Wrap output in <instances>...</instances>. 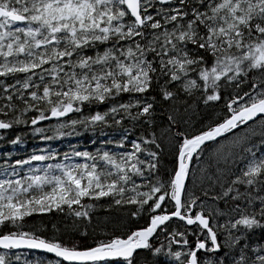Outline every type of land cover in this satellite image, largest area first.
Listing matches in <instances>:
<instances>
[{"label":"snow or ice","instance_id":"1","mask_svg":"<svg viewBox=\"0 0 264 264\" xmlns=\"http://www.w3.org/2000/svg\"><path fill=\"white\" fill-rule=\"evenodd\" d=\"M0 264H264V0H0Z\"/></svg>","mask_w":264,"mask_h":264},{"label":"trees","instance_id":"2","mask_svg":"<svg viewBox=\"0 0 264 264\" xmlns=\"http://www.w3.org/2000/svg\"><path fill=\"white\" fill-rule=\"evenodd\" d=\"M100 219H103V215L101 214Z\"/></svg>","mask_w":264,"mask_h":264}]
</instances>
